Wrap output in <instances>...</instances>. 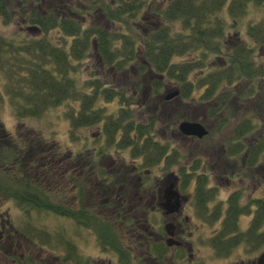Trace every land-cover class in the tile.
Here are the masks:
<instances>
[{
  "label": "trees",
  "instance_id": "16d2710c",
  "mask_svg": "<svg viewBox=\"0 0 264 264\" xmlns=\"http://www.w3.org/2000/svg\"><path fill=\"white\" fill-rule=\"evenodd\" d=\"M142 1H118L114 7L109 2L103 8L118 19L124 17L123 13L133 14L140 8ZM95 3L100 6L99 1L92 0L89 3L91 8ZM252 3L264 6V0H171L158 10L152 7L151 11L156 16L169 20V23L162 19L160 25L153 27L148 34H141L139 45L136 44V31L115 34L107 30L106 24H90L92 26L85 27L82 26L84 22L81 18L73 14L55 15L51 11L53 7L44 10L50 12L46 14L35 7L29 8V22L38 25L42 32L37 34L38 38L15 44L0 36V68L7 78V98L15 117L21 121L26 117H39L53 106L65 105L63 108L72 141L78 138L77 129L85 126H97V139L101 140H97V146L88 151L86 141L76 153L67 148L64 160H60L58 156L62 148L57 142L55 146L40 151L41 155L34 156L30 154L29 145L27 148L20 140L15 139L0 118V195H7L0 199V206L8 200L28 220L33 219V214L50 213L71 219L75 225L84 228L94 227L95 235L98 241H103L101 244L106 246L105 249L123 253V248L118 246L121 239L119 226L112 225L110 221L105 223L104 217L95 213L87 190L88 180H96L100 187L105 184L112 185L113 189L117 187L118 191L115 189V193L118 194L119 191H124V187H120L123 181L121 177L117 179L115 174L108 173L100 164L98 166L97 161L100 163L101 157L112 146L118 147L116 149L129 148L135 160L141 156L143 161L139 162V168L149 169L154 163L169 160L168 157L176 158L180 151L171 142L160 136L158 138L156 127L177 130V118L197 100L189 93L196 86L203 87L204 97L208 98L213 96L219 86L229 85L234 79L239 80L243 76L246 77L244 80L248 77L250 79L247 94H251V77L263 72L264 64L257 65L249 44H264L263 20L247 24V37H241L236 31L233 35L234 43L228 45V52H224L223 63L215 62L218 64L198 79L187 75L194 61L188 59L177 62L172 57L188 48L198 47L200 53L195 63L205 64L208 54L222 53L229 41L225 40V25L228 21L225 16H230L236 27ZM6 7V1L0 0L1 14L5 15ZM220 12L225 16H221ZM173 20L183 21L186 31L170 33L169 24ZM124 21L131 29H135L127 19ZM53 27L60 29L65 36L70 35L71 43L65 37H62L59 44L46 37L44 34ZM92 37L96 40H91ZM117 38L122 40V44H113ZM94 43L96 46L92 49L99 67L111 74L95 72L91 77L78 76L79 79L75 72L80 70V66L71 61V58L82 62L87 48ZM150 71L156 74L152 78L147 77ZM112 72L126 75L124 79H120ZM169 85L179 88V93L166 99L163 89H169ZM189 96L193 98L188 100ZM228 96L226 94L213 103L207 102L205 107L208 115H214L222 109ZM101 100H116V113H109L106 104L100 103ZM166 108L171 112L166 114ZM177 109L182 110L181 113L180 110L176 113ZM168 114L175 115L177 120L164 117ZM254 124L251 117L242 120L234 137H241ZM170 150L175 154H170ZM139 177L136 189L143 193L150 185L149 175L144 172ZM69 184L72 186L67 188ZM72 200L75 201L72 203ZM2 224V228L7 227L5 222ZM8 229L10 232L12 228ZM15 232L32 239L42 237L40 248L46 246L53 251L57 246L52 238L53 233L37 222L26 221L23 229H15ZM56 238L66 249L65 252H68L66 263L78 264L75 263L78 254L74 242L64 235L63 230L57 232ZM120 258L125 260L124 256ZM15 260L18 264H23L19 256Z\"/></svg>",
  "mask_w": 264,
  "mask_h": 264
},
{
  "label": "rangeland",
  "instance_id": "374dc122",
  "mask_svg": "<svg viewBox=\"0 0 264 264\" xmlns=\"http://www.w3.org/2000/svg\"><path fill=\"white\" fill-rule=\"evenodd\" d=\"M6 1V10L5 15L0 13V36L4 38V40L9 41L10 43L15 44H21V42H24L25 40H29L32 38H38L37 33H41L37 30H27V26L30 23V13L28 11L29 8L35 7L39 12L42 14L50 13L45 12L50 7H53L51 11L53 14L58 15H64L62 12H55L54 8H59L60 10H67L66 7L71 6V9L76 11L82 16H85L86 21L82 26L90 27L92 25L90 24H106V28L108 31L115 32H129V31H136V34H138L137 42L136 44H141V37L139 36L141 34H148V32L151 29H154L153 27L156 22H159L158 25H160V21L164 18H161L159 16L155 15V12L151 11V8H161V6L165 5L164 0H143L140 4V8H138L133 14H122L124 17L115 18L113 17L109 12H107V9H104L103 6L105 4H108L109 2L114 7L116 3H119L118 1H125V0H97L99 1L100 6L95 3L91 6L89 3H91L92 0H5ZM140 3V2H139ZM62 7V9H61ZM149 7V10L147 9ZM101 8L103 12L106 11V16L108 18V21H101V19L104 18V16H101L98 20L96 13V9ZM45 10V11H44ZM221 16H225L223 12H220ZM109 15V16H108ZM127 15V16H126ZM127 17V18H126ZM227 23L225 25V32H226V38L225 40H229L227 44V48H223L222 53H211L208 54L206 57L207 62L205 64L203 63H195V59L199 57V48H188L187 50H183L182 52L178 53L177 55H174L172 57L175 61H184V60H192L194 61V64L189 68L187 75L189 78L192 79H198L202 75H204L209 69L212 68V66L217 65L218 63L222 62L224 57V52H228L230 49L228 48L229 44L234 43V37L236 31H238L241 35V37H247L245 29L249 22H256L258 20L264 21V6L256 5L254 3L250 4L249 8L245 12V14L240 19V22L238 25L233 26V20L230 16L226 15ZM127 19L130 24L135 28L134 30L131 29L124 20ZM165 22L169 23V20L164 19ZM157 25V26H158ZM171 29L170 33H175V31H186L185 28H183V21L180 20H173L169 24ZM85 29V28H83ZM46 37L50 38L52 42L59 44L62 37L67 38L68 43H71L72 37L70 35H64L60 29L57 27H53L49 30L48 33L44 34ZM43 34L41 36H44ZM95 39L94 37L91 38ZM249 40V38H247ZM96 40V39H95ZM116 40V39H115ZM62 41V40H61ZM81 43V42H80ZM79 43V44H80ZM93 44V43H92ZM113 44H122V40L118 39L113 42ZM7 45V44H6ZM11 48L12 45L8 44ZM252 46L253 49L252 53L255 57V62L258 66H261V64H264V44H249ZM8 46V47H9ZM96 44L94 43L93 46L90 45L89 48H87L88 51H86V56L82 58V62H79L81 60L76 61L74 57L71 58V61H73L76 65L78 64L80 66V70L75 72L76 77H87L92 76L93 73L98 72H106L99 67L97 63V59L94 57L93 53V47H95ZM222 54V55H219ZM137 58V57H136ZM136 61V59L134 60ZM215 62H218L217 64ZM209 63V65H207ZM134 64V63H132ZM129 65V64H128ZM264 69V68H263ZM264 72V71H263ZM261 72L259 74H256L251 77L252 79V92L251 94H247L248 89H250V79L244 80L243 77L238 79H234V81L229 85H222L219 86L213 96L205 98L203 94V87H194L189 93H191V96L197 98V100H194L193 102L195 104L188 106L186 109V112H184L179 118H174L172 114H168L164 117H167L169 119L177 120L176 126L178 125V122L180 120L184 119H197V121H201L204 123V125H210L209 131L205 133L203 136H201L200 140L197 141L196 139H192L191 137L187 138L184 137L181 133L178 131H171L165 127H156V133L157 137H164L165 139H169V142H171L172 146L178 148L179 150H185L186 155L179 159V154L177 153V157L172 159L173 157H168L169 160L166 161H159L157 163H154L150 165L151 169V175L149 179L152 181L153 175L158 174V177H154L157 182L161 179L171 173L170 171H176L179 169L188 170L191 172L192 168L195 172H197L199 175L203 176L204 172L211 167L212 172L217 173L216 177L220 180L221 183H225L227 185V182H224L223 177H225V173L227 172H236L235 174H230L232 176V181L229 182L228 186H219L218 188L214 190L213 188V194L211 199L208 202V205L210 207H214L215 202H219L220 200H223V197L227 196L229 193L227 191H224V188L231 189L236 188V190H239V202L244 204L249 202V198L257 197L260 195L264 196V192L261 190V187L258 186V179H259V165L257 167H251L250 169L244 162V151L246 142L242 140L241 144H238V141L235 142V150L232 153L234 158H226L222 156V160L215 159L212 162H208V155L209 153H218V151H222L221 146L222 144H225L227 149V154L231 153V148H228L229 145H231V139H234L235 133L237 131V127L241 123V121H245L248 118H252L253 122L255 123L250 130L247 131L246 135L247 137H254V136H260L259 133V127L262 125V119L259 117V105L264 104V73ZM113 75H115L117 78L124 79L126 74L118 73V72H112ZM100 74V75H101ZM106 74H111L110 72H106ZM121 74V75H120ZM78 77V78H79ZM79 78V79H80ZM173 86H176L175 84ZM248 87V88H247ZM7 78L4 74V71L2 68H0V118L3 121V124L12 135L15 136V139L20 140L21 143L27 146L29 145V151L32 155H41L40 151L48 149L50 146H55L57 143L60 144L62 150L59 151L61 153H58V156L60 160L68 152L67 148H70L73 150L74 153H76L82 146V144L85 142L87 151L91 150L93 147L97 146V135L99 136V131L97 126H85V127H79L77 129L78 138L76 141H72L71 136L68 133L69 129V123L65 118L64 108L66 107L63 105L62 107H52L44 111L41 116L39 117H26L22 121L17 120V118L14 115L13 109L10 105V102L7 98ZM172 86L169 85V89H163V94L166 92L172 90ZM246 92V93H245ZM229 94L227 97V100L225 102L224 107L222 106V109H220L217 113L214 115H208L207 106L206 103H213L216 101H219L220 98H222L224 95ZM188 98L190 100L191 97ZM206 99V100H203ZM101 104H106V110L111 113L118 110V103L116 100L106 102L104 100H101ZM64 107V108H63ZM174 107V105L172 106ZM167 112L166 114L171 112V110H168L166 108ZM180 109H177L176 113H179ZM182 110H180L181 113ZM22 123V125H20ZM207 128V127H206ZM208 129V128H207ZM167 131V132H166ZM172 133V134H171ZM39 136V137H38ZM233 137V138H232ZM243 137V135L241 136ZM246 137V136H245ZM44 138V139H43ZM237 140V138H235ZM250 141V139L248 140ZM57 142V143H55ZM99 143V142H98ZM103 144V143H102ZM101 144V145H102ZM34 145V148L32 147ZM234 146V145H233ZM118 148V147H116ZM115 147H111L108 149L109 151L106 152L103 157H101L100 163L97 161V165H101L102 168L113 171L116 170L117 174H125L127 176L126 182H124L125 187L123 188L124 191L130 192L132 201H135V195H137V190H135V180H133L134 176L136 177V174L133 172L134 170L130 171V169H133V164H136L140 167L139 162L142 163L143 158L136 157V160L131 155L130 149H116ZM56 151V149L54 150ZM57 152V151H56ZM173 151L170 150V154ZM262 153L264 154V149L262 150ZM173 154V153H172ZM192 154L196 155L191 156ZM43 155V154H42ZM200 156V159H198ZM38 158V157H37ZM160 164V166H159ZM185 164L187 165L185 167ZM96 166V167H98ZM101 168V169H102ZM143 171H145V167H141ZM139 168V170H142ZM254 169H257L256 172H253ZM115 171V172H116ZM34 172V171H32ZM138 172V171H137ZM193 172V174L195 173ZM245 176H240V173H245ZM77 173V171L75 172ZM239 173V174H238ZM249 177H248V176ZM132 178V180H131ZM74 179V178H73ZM118 179V178H117ZM86 181V178H85ZM210 184H217V181L212 178V181L208 182ZM123 184V183H122ZM57 185V184H56ZM202 185H205V183H202ZM208 185V184H207ZM72 185L69 184L67 188L71 187ZM58 187V185H57ZM113 186L111 185H103L99 186V181L94 180H88V188L89 190V201L90 205L93 206V209L95 210V213L99 217H104V221H106L107 218H111L113 215L110 212V209L107 205H100V201L103 200L108 196V194H105V190L111 189ZM134 193V194H133ZM139 196H141L142 201L150 200V196L140 193ZM138 196V197H139ZM7 197L4 196V194L0 195V199H3ZM134 199V200H133ZM112 200V199H111ZM137 200V199H136ZM217 200V201H216ZM75 200H72V203ZM250 204V202H249ZM225 205L222 206V210H224ZM146 207L141 209H136L133 212H137V216H145L147 212ZM156 210V209H155ZM150 211V210H149ZM243 211V210H242ZM148 215L151 216H166L162 210H157V212H154V214H151L148 212ZM192 215V213H191ZM36 216V217H35ZM3 217V220H2ZM34 217L38 220L36 221ZM115 217V216H114ZM241 218L240 222H245L247 217H249L248 212H246L244 215L239 216ZM246 217V218H245ZM116 218V217H115ZM0 264H18L16 260L13 258H17L19 255H22L23 258H20L23 262V264H72L70 262L66 263V249L64 246L61 245L57 241V232L60 233L63 230L64 235H67L68 239H70L72 242H74L76 246V252L78 254V258L75 260V263L82 264L84 261L88 259L92 260H98V259H105L106 263L107 261L111 260L112 262H116V257L113 253H111L108 250H103L101 245H99L98 240L95 236V228L89 230L87 228L81 227L79 225H75L71 219L68 218H62L57 217V215L52 214H33V219L28 220L27 216L23 215L21 210L16 207V205L12 201H6L0 206ZM113 219V218H112ZM26 221L30 222H37L44 228L48 229L49 232L53 233L52 238L55 241V244L57 245L55 249L49 250L47 247H41L39 244L41 238H35L32 239L29 236L23 235L22 233L15 232V229H23L24 224ZM2 222L6 223V228H2L3 224ZM11 224V226H9ZM2 226V227H1ZM8 228H12L10 232H8ZM4 237H1L3 234ZM32 239V240H31ZM39 240V241H38ZM32 241V242H31ZM59 247V248H58ZM173 249L169 251V253H172ZM237 254H235V260L238 264L239 258L236 257ZM109 259V260H108ZM207 264H227L226 260L222 261L220 259L206 261ZM165 264H171V262L165 260Z\"/></svg>",
  "mask_w": 264,
  "mask_h": 264
},
{
  "label": "flooded vegetation",
  "instance_id": "af4514ba",
  "mask_svg": "<svg viewBox=\"0 0 264 264\" xmlns=\"http://www.w3.org/2000/svg\"><path fill=\"white\" fill-rule=\"evenodd\" d=\"M164 1L168 3L171 0ZM71 6L73 4L66 7L67 10H63L62 7V10H60V7L54 9L57 13L63 11L64 14H73L85 22V16L81 17L79 13L71 9ZM96 10L97 14L95 15L98 20L101 16H104L101 21H108L106 12H103L101 8ZM158 23L154 26H157ZM31 30L34 29L31 28ZM155 75L150 71L147 77L152 78ZM259 108V117L262 119V125L259 127L260 136L247 137L246 131L243 137H239L237 140L234 137V139H231V145L228 146L232 152L227 154V147L222 144V151H218L217 154L214 152L209 153L207 164L215 159L222 160V156L227 159L234 158L236 155L232 153L235 150V142L238 141L240 145L243 140L246 142L243 154L245 156L244 162L249 169L259 165L260 175L257 183L264 192V154L262 153L264 149V104L259 105ZM205 126L209 131L210 125ZM176 129H170L169 132L178 131L184 137H191L197 141L201 138L195 134H187L178 128ZM249 139L250 141H248ZM165 140L169 142V139ZM179 151L181 156L186 155L185 150ZM172 153L175 154V152ZM191 156L197 157L194 154ZM198 159H200V156ZM132 164L134 165V163ZM133 169H130V171ZM191 170L189 172L183 166V169L170 171L171 173L161 179V183L160 181L154 182L156 181L154 177H158V174H154L152 181L149 179L150 185L148 188L143 190V194L149 195L150 200L142 201L138 188H135L137 190L135 201H132L130 192L119 191L117 194L115 193L117 187L109 190L104 189L105 194H108V196L100 201V205H107L113 215L111 218H107L105 223L110 221L112 225L117 224L119 226L121 239L118 246L123 248L124 251L120 254L117 251L105 249L106 246H103L101 244L103 241L100 240L99 245L102 249L113 253L117 261L112 262L108 259L109 261L106 263L105 259H88L84 264H165V260L171 262V264H207L206 261L216 259L226 260L227 264H235V254L239 258L238 264H264V196L250 197V204L249 202L242 204L239 202V190L224 188V191L229 194L223 197V200L215 202L212 208L208 205V202L212 197L213 189L219 186L229 187V182L233 180L230 174L236 172L225 173L226 176L223 179L224 182H227L226 185L220 182L216 177L217 173L214 174L211 167L204 172L203 176L195 172L193 168ZM106 171L115 174L117 178L121 177L124 182L127 180L124 173L120 175L117 174L116 170ZM256 171L257 169L253 170V172ZM133 172L136 174V170ZM144 172L150 177V168ZM193 172L195 173L193 174ZM246 173L248 172L238 174L245 176ZM212 178L217 181V184L208 183L212 181ZM134 179H136L135 187H138L140 179H138L137 174ZM124 182L120 185L121 188L125 187ZM202 183H205V185H202ZM169 184L178 190L179 205L176 210L166 212L163 205L165 197L162 190ZM223 205H225L224 210H222ZM144 207L147 208L145 216L140 217L136 215L137 212H133L136 209L142 210ZM157 210H162L166 216L148 215V212L154 214ZM246 212H248L249 217L242 223L239 216L244 215ZM171 249H173V252L169 253ZM120 256H124L125 260H122ZM19 257L23 258L22 255H19ZM13 259L15 260V258Z\"/></svg>",
  "mask_w": 264,
  "mask_h": 264
},
{
  "label": "water",
  "instance_id": "95a60500",
  "mask_svg": "<svg viewBox=\"0 0 264 264\" xmlns=\"http://www.w3.org/2000/svg\"><path fill=\"white\" fill-rule=\"evenodd\" d=\"M178 93L177 89H173L169 91L168 93L166 92L164 94V97L166 99H169L173 96H175ZM179 129L180 131L187 133V134H195L197 136H203L206 132L207 129L205 126L196 120H188L184 119L179 122ZM165 201L163 202V205L166 209V212L174 211L178 208L179 205V194L176 189H173L171 187V184H169L166 188H164V193Z\"/></svg>",
  "mask_w": 264,
  "mask_h": 264
}]
</instances>
